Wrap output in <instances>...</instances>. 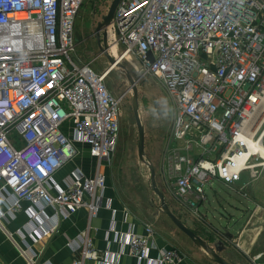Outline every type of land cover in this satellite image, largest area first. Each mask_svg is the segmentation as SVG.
I'll list each match as a JSON object with an SVG mask.
<instances>
[{"label":"built area","instance_id":"built-area-1","mask_svg":"<svg viewBox=\"0 0 264 264\" xmlns=\"http://www.w3.org/2000/svg\"><path fill=\"white\" fill-rule=\"evenodd\" d=\"M84 2L0 0V204L6 206L0 220L23 201L40 209L86 208L91 217L102 206L99 193L108 182L101 168L116 151L126 93L115 97L108 88L111 67L98 73L96 59L73 56ZM110 28V53L121 47L118 63L128 55L137 59L141 78L158 79L173 106L162 174L178 203L199 216L198 203L213 182L261 175L264 0H122ZM80 143L97 160V173L76 169L65 187L51 190L55 174L80 154ZM154 235L151 225L128 234L138 264L184 260L177 248L152 256ZM98 258L86 237L81 260L72 264Z\"/></svg>","mask_w":264,"mask_h":264},{"label":"crops","instance_id":"crops-1","mask_svg":"<svg viewBox=\"0 0 264 264\" xmlns=\"http://www.w3.org/2000/svg\"><path fill=\"white\" fill-rule=\"evenodd\" d=\"M104 32L105 30L101 32L102 40ZM95 36L98 43L97 31ZM110 66L97 72L103 73ZM137 80L140 82L142 78L139 77ZM173 116L174 110L172 116L169 117L171 124L169 128H172ZM170 133L171 129L163 137V140L158 139L161 153L156 177L159 184L165 187L164 190H160L165 193L171 211L187 227L211 244L201 233L191 227L192 221L190 220L191 217L198 218L197 220L201 218L206 220L201 212V207L209 202L208 194L206 200L198 203L199 216H197L178 203L165 185L162 168ZM146 143L147 141L145 142V152ZM78 146L80 150L83 149L84 153L82 151L73 161L55 174L48 185L51 190L55 191L56 187H65L66 178L73 175L76 169H80L89 177L97 173V160L89 154L88 147L81 143ZM198 154L199 152L194 150L192 153L194 159H197ZM108 167L109 163H104L101 168L106 176ZM260 173L261 175L255 179L251 178L248 172L243 173L241 180L232 184L218 181L230 192V194L228 192L222 194L221 215L225 217L226 214L231 220H237L236 226H233L235 227L234 233L229 230H222V236L227 237L226 243L228 245H224V242L221 241L218 242L219 246H223V250L219 253L236 264H264V168L260 169ZM214 184L215 182L210 189H213ZM107 185L108 188L104 193H99L102 206L96 217H91L86 208H57L56 210L51 206H46L40 209L28 201H23L21 209L16 213L2 216L0 220V264H29L27 256L32 257L36 264H72L75 260H81L86 237L93 242L100 258L85 260L84 264H138L137 260L130 254L128 234L133 232L143 234L145 227L149 224L126 208L115 189L108 183ZM0 209L6 212L4 204H0ZM64 215H68V217H64ZM169 220L172 222L170 218ZM57 224L56 230L49 231ZM172 224L175 226L174 229L171 228L172 230L163 231L160 226L153 227L155 235L150 237L148 241L152 256H158L160 251L166 248L179 249L175 243L180 240L186 243L190 242V237L173 222ZM194 245L198 249L200 248L196 244ZM211 245L215 248L218 247V245ZM229 246L236 253H232L233 250H229ZM199 250L205 252L202 248ZM180 251L184 254V260L180 264H202L200 253ZM106 253L110 257L109 261L104 260Z\"/></svg>","mask_w":264,"mask_h":264},{"label":"rangeland","instance_id":"rangeland-1","mask_svg":"<svg viewBox=\"0 0 264 264\" xmlns=\"http://www.w3.org/2000/svg\"><path fill=\"white\" fill-rule=\"evenodd\" d=\"M111 2L112 0H85L76 20L77 47L73 56L84 63L96 59L92 63V68L95 71L104 70L107 66H110V61L106 55L99 54L100 49L95 35L98 22L108 12ZM110 27H108V30H110L109 43L111 44L114 40V30ZM120 50L121 47L118 46L111 53L115 57L114 54H118ZM120 64L122 66H116L106 81L108 88L115 97H121L126 93L121 103L120 138L111 161L112 164H109L108 167V184L115 189L122 204L144 222L155 228L160 226L163 231L174 229L175 226L160 209L161 199L154 192L151 185L150 166L140 159L138 153L139 133L133 110L134 93L127 74L130 73L137 80L141 77L142 67L140 63L139 67L135 66L128 59H124ZM137 87L139 93V114L146 131V155L156 171H158L161 153L158 139L163 140V137L171 129L169 128L171 125L169 117L173 113L172 104L169 102L165 89L155 77L147 76L142 78ZM82 151L83 149H81L80 154ZM157 183L159 188L164 190L163 188L165 187L159 184L158 178ZM225 192L230 194L222 183L215 181L213 189H207L209 202L201 207V212L206 217V220L201 218L199 221L197 220L198 218L192 217L190 219L192 221L191 227L195 228L213 245H218L220 241L224 242V245H228L226 243L227 237L222 236V230H229L234 233L235 227L233 226L237 224L236 219L231 220L228 215L225 214V217L221 215L222 194ZM175 244L184 252L200 253L202 264H218L209 254L199 250L200 248L198 249L191 240L187 243L180 240ZM229 248V250H233L231 246ZM232 253L236 252L233 250Z\"/></svg>","mask_w":264,"mask_h":264},{"label":"water","instance_id":"water-1","mask_svg":"<svg viewBox=\"0 0 264 264\" xmlns=\"http://www.w3.org/2000/svg\"><path fill=\"white\" fill-rule=\"evenodd\" d=\"M122 0H113L111 2V5L109 7L108 12L102 16V20L98 23L97 26V36H98V44L100 48V55H106V57L109 59L111 66H122L120 63H118L117 59L110 53V43L108 40L109 30L108 27L112 25L115 12ZM102 30H105L103 40L101 39V32ZM148 57L150 61L153 60L152 54L149 53ZM128 79L132 85L133 90V110L135 113L137 126H138V132H139V140H138V153L139 157L142 161L148 163L150 166V179H151V185L154 189V192L160 197L161 199V207L160 209L172 220V222L181 230L183 231L190 239L196 244L198 247L202 248L205 252H207L211 258L218 264H236L233 263L226 258H224L222 255H220V251L223 250V246L213 247L211 244H209L206 240H204L202 237L197 235L192 229L187 227L170 209L169 204L166 199L165 193L160 190L157 179H156V169L150 159L147 157L145 152V142H146V135H145V128L142 124V120L139 114V93H138V83L139 80L134 79V77L128 73L127 74Z\"/></svg>","mask_w":264,"mask_h":264},{"label":"bare ground","instance_id":"bare-ground-1","mask_svg":"<svg viewBox=\"0 0 264 264\" xmlns=\"http://www.w3.org/2000/svg\"><path fill=\"white\" fill-rule=\"evenodd\" d=\"M24 17H25V14H20V18H24ZM127 58H128V60L132 61L135 66L139 67V63L136 61V59H134V57H132L131 55H128ZM110 67H109L110 72H109L108 76L114 71L116 66H110ZM262 118L263 117H260V119H258L256 126H258V123L261 121ZM260 150L262 151V153H263L262 156L264 157V147L262 149L260 148Z\"/></svg>","mask_w":264,"mask_h":264}]
</instances>
